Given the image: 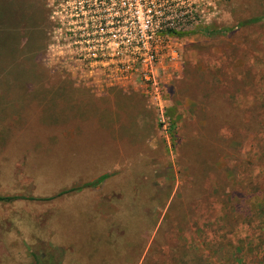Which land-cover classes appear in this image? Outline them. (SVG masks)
I'll return each instance as SVG.
<instances>
[{
    "label": "rangeland",
    "instance_id": "374dc122",
    "mask_svg": "<svg viewBox=\"0 0 264 264\" xmlns=\"http://www.w3.org/2000/svg\"><path fill=\"white\" fill-rule=\"evenodd\" d=\"M21 1L45 16L21 18L16 56L0 32V197L22 198L0 202V264H232L236 247L258 264L264 0H211L208 23L172 36L165 124L137 81L87 73L105 47L58 28L60 0Z\"/></svg>",
    "mask_w": 264,
    "mask_h": 264
},
{
    "label": "built area",
    "instance_id": "2783aa9c",
    "mask_svg": "<svg viewBox=\"0 0 264 264\" xmlns=\"http://www.w3.org/2000/svg\"><path fill=\"white\" fill-rule=\"evenodd\" d=\"M60 29L82 31L75 44L105 47L82 64L104 87L132 85L160 113L161 79L171 39L181 31L199 28L215 15L211 0H60ZM111 48V49H110ZM134 51L131 57V51ZM176 61L171 54L169 63Z\"/></svg>",
    "mask_w": 264,
    "mask_h": 264
},
{
    "label": "trees",
    "instance_id": "16d2710c",
    "mask_svg": "<svg viewBox=\"0 0 264 264\" xmlns=\"http://www.w3.org/2000/svg\"><path fill=\"white\" fill-rule=\"evenodd\" d=\"M0 7L3 8L1 13H5V20H6V23H3L0 25V32H5L8 35V38L11 39L12 41L11 42V46H12L11 52L14 54V56H16V53L18 51L17 49L19 48V40L21 39L18 31L20 32V30L24 31L25 29H27V27H21L20 21L25 18L32 21V20H35L36 17H38L37 19L40 18V20L43 21L42 16H45V15L43 14L42 10L40 9L37 10L35 8L33 10V7H32V14L30 16L29 11H27L28 5L26 4V2H23L21 0H0ZM22 17L23 19H21ZM261 20H262L261 18L253 19L252 21H250V23L260 22ZM213 35H215V33L207 34V36H213ZM13 65H17V67H20V65H18V62L17 64H13ZM13 65L12 63L11 64L9 63L7 64L6 68H10ZM22 74L24 75L25 73L23 72ZM13 80H16V79H13ZM254 110L255 109H250L249 111L254 112ZM106 179H107V176H101L93 183L84 185L82 187H76V188L70 189L69 191H62L58 193L54 198H60V197H63L65 195H68L74 192L75 193L81 192L83 189H87L90 187H96L100 185L101 183H103ZM20 199L22 200L21 197H0V202L10 203V202L18 201ZM48 200H52V198ZM261 202H264V200H261ZM259 209H260L259 210L260 216L258 217L257 224L256 223L254 224H256V226L258 227V231L260 230L262 231V233L258 237V240L260 241V243L258 245L259 250L256 254L258 256L260 255L258 259L259 260L258 264H264V210H262V205H259ZM191 256L192 257L190 261H192L193 264H203L201 257H198L194 253ZM231 258L233 260L232 264H244V261L246 260L243 258V255L241 257L238 256L237 247L235 248V251L232 252ZM181 264H191V263H189V261H187L186 257L184 256Z\"/></svg>",
    "mask_w": 264,
    "mask_h": 264
}]
</instances>
